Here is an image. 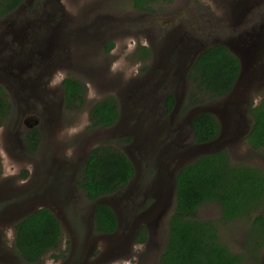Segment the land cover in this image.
<instances>
[{
    "label": "rangeland",
    "instance_id": "1",
    "mask_svg": "<svg viewBox=\"0 0 264 264\" xmlns=\"http://www.w3.org/2000/svg\"><path fill=\"white\" fill-rule=\"evenodd\" d=\"M253 30L264 35V0H163L150 11L136 9L133 0H27L2 18L0 86L12 111L0 127V264H27L14 248V226L45 205L59 218L63 237L41 264H161L181 167L227 149L234 163L264 171V148L253 150L246 141L249 107L264 96V47L251 46L256 54L245 56H254L245 68L256 75L243 76L232 104L208 98L185 104L196 46L234 44ZM68 77L85 85L83 105L71 110L62 86ZM171 93L176 104L168 114L163 103ZM106 96L117 99L120 118L112 127H92L90 108ZM205 109L216 110L223 133L202 146L192 116ZM34 128L42 139L29 153L25 136ZM101 144L121 149L136 170L127 187L99 198L119 216V233L109 242L94 229L95 202L79 188L88 155ZM221 214L210 202L197 218L218 224L221 241L244 255L242 264H264V246L256 255L248 247L251 220L223 224ZM144 225L148 239L140 244Z\"/></svg>",
    "mask_w": 264,
    "mask_h": 264
},
{
    "label": "trees",
    "instance_id": "2",
    "mask_svg": "<svg viewBox=\"0 0 264 264\" xmlns=\"http://www.w3.org/2000/svg\"><path fill=\"white\" fill-rule=\"evenodd\" d=\"M26 0H0V20L15 11ZM163 0H133L138 10H152ZM110 47L107 49L109 50ZM144 56L150 50L144 48ZM239 58L223 44L203 50L192 63L186 78L189 86L185 104L194 107L208 98L218 101L235 88L240 75ZM177 74L174 73L173 77ZM174 80L175 78H171ZM170 79V80H171ZM169 80V82H170ZM65 102L68 110L84 103L85 85L74 78H65ZM176 96L167 95L163 103L166 113L173 112ZM5 89L0 86V126L12 111ZM253 119L246 136L248 145L256 151L264 148V96L258 104H251ZM120 118L117 99L106 96L90 108L92 127H112ZM192 129L196 144L216 140L221 124L211 112L193 117ZM42 136L37 128L29 131L26 151L34 153ZM135 177L131 159L119 148L101 144L93 148L84 164L79 188L94 203L99 198L124 189ZM136 201V200H135ZM210 202L221 206L220 222L227 224L239 219L251 220L248 237L249 250L256 255L264 246V171L257 166L234 163L227 149L203 155L186 164L176 174L175 208L169 217L168 239L160 254L161 264H242L244 255L233 252L221 241L218 224L197 218L198 209ZM130 206V204H129ZM132 209L133 207H129ZM119 228L115 210L108 204L97 205L94 229L98 234H112ZM14 248L27 264H41L44 256L56 250L62 241L63 229L58 217L48 208H41L16 222ZM149 230L144 225L137 233V242L145 243Z\"/></svg>",
    "mask_w": 264,
    "mask_h": 264
},
{
    "label": "water",
    "instance_id": "3",
    "mask_svg": "<svg viewBox=\"0 0 264 264\" xmlns=\"http://www.w3.org/2000/svg\"><path fill=\"white\" fill-rule=\"evenodd\" d=\"M242 36H246V38H244L243 40H242ZM250 39L251 40V44H253L254 45V47H257V45L258 44H261L262 42H264V35H263V33H261V32H258L257 30H253V32H248V33H246V34H244V35H239L238 37H237V39H235V40H231L232 42H234V44H231V43H227V42H222V43H220V44H223V45H225L226 47H228L229 48V50L232 52V53H234L238 58H239V61H240V65H241V71H240V75H239V77H238V80H237V83H236V85H235V88L231 91V93L230 94H228L226 97H224L223 99H221V100H223V104H226L225 106H228L229 104H232V102H231V100H230V97L232 96V94L234 93V91H235V89H236V87H238L239 86V84H240V82L242 81V79H243V76L245 75V72L247 71V68H245V62L246 61H244V57L245 56H247V55H249V53L248 52H245V51H243V52H238L239 53V55L236 53V51L234 50V48L235 47H239V44H241V43H245L246 41H247V39ZM235 46V47H234ZM236 49V48H235ZM237 50V49H236ZM201 53V52H200ZM199 55V54H198ZM197 55V56H198ZM197 56L193 59V62L195 61V59L197 58ZM244 56V57H243ZM250 56V55H249ZM192 62V63H193ZM202 112H211V113H213L215 116L217 115V112H216V110L215 109H212V110H208V109H205V110H199V111H197L195 114H194V116L195 115H197V114H199V113H202ZM194 116H192V120H193V117ZM217 117V116H216ZM218 118V117H217ZM218 120H219V118H218ZM219 122H220V124H221V121L219 120ZM33 126V125H32ZM33 128V127H32ZM222 133H223V126H222V124H221V134H220V136L216 139V140H214V141H211V142H208V143H205V144H201L202 146H207V145H210V144H212V142H216L221 136H222ZM219 150H221V149H219ZM219 150H217L216 152H218ZM216 152H214V153H216ZM211 154H213V153H211ZM207 155H209V154H207ZM185 166V165H184ZM182 168V167H181ZM102 203H106V202H104L103 201V199H98L96 202H95V204H94V207H93V218H94V215H95V210H96V207H97V205H99V204H102ZM107 204V203H106ZM109 205V204H108ZM111 206V205H110ZM112 207V206H111ZM41 208H48V209H50L48 206H41V207H38V208H36V209H33V210H31V212L30 213H28V214H26V215H24L22 218H24V217H26L27 215H29V214H32V213H34V212H36L37 210H39V209H41ZM113 208V207H112ZM114 209V208H113ZM51 210V209H50ZM115 210V209H114ZM115 212H116V210H115ZM116 214H117V212H116ZM56 215V214H55ZM57 216V215H56ZM117 216H118V214H117ZM22 218H20V219H22ZM19 219V220H20ZM59 219V218H58ZM118 219H119V216H118ZM18 220V221H19ZM17 221V222H18ZM120 223V222H119Z\"/></svg>",
    "mask_w": 264,
    "mask_h": 264
},
{
    "label": "flooded vegetation",
    "instance_id": "4",
    "mask_svg": "<svg viewBox=\"0 0 264 264\" xmlns=\"http://www.w3.org/2000/svg\"><path fill=\"white\" fill-rule=\"evenodd\" d=\"M27 1V0H26ZM25 1V2H26ZM24 3V2H23ZM23 3H21V5L23 4ZM20 5V6H21ZM19 6V7H20ZM18 7V8H19ZM251 42V40L248 38L247 39V41L243 44V45H245L247 48H251V46H254L253 44H251L250 43ZM213 46V45H212ZM250 46V47H249ZM257 47L258 48H262V47H264V42H262L261 44H258L257 45ZM196 48H197V50H198V52H196V54H199L200 52H202L203 50H205V49H207V48H209V47H205L204 45H201V44H198L197 46H196ZM240 48V47H239ZM241 48H244V47H241ZM241 48L240 49H238V51H240V52H243V51H245V52H248L249 53V55L251 56L254 52H255V54H256V51H255V49L253 50L252 48L251 49H246L245 48V50H241ZM196 56H195V52H194V55H193V57H192V62H193V59L195 58ZM245 58V57H244ZM255 58H254V56H252V58H248L247 60H244V61H250V62H252L253 60H254ZM249 70V69H248ZM254 73V75H251V72H245V75H244V78L245 79H249V78H254L255 77V75H256V72H253ZM24 87H25V85H23ZM1 127V126H0ZM31 130H33V129H30L29 131H31ZM28 131V132H29ZM27 132V133H28ZM0 169H1V166H0ZM136 171V170H135ZM156 199L158 200V197L156 196ZM120 225V224H119ZM120 228V227H119ZM119 228H118V230L115 232V233H112V234H99L101 237H102V239H104L105 240V242H109V240H112L115 236H117L118 235V233H119ZM140 244H144V243H140Z\"/></svg>",
    "mask_w": 264,
    "mask_h": 264
}]
</instances>
